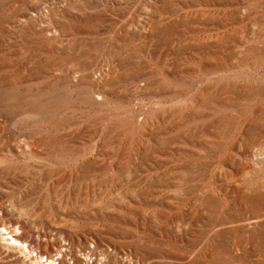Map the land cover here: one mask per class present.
<instances>
[{"label": "rangeland", "instance_id": "rangeland-1", "mask_svg": "<svg viewBox=\"0 0 264 264\" xmlns=\"http://www.w3.org/2000/svg\"><path fill=\"white\" fill-rule=\"evenodd\" d=\"M3 225L60 264H264V0H0L7 264Z\"/></svg>", "mask_w": 264, "mask_h": 264}, {"label": "bare ground", "instance_id": "bare-ground-1", "mask_svg": "<svg viewBox=\"0 0 264 264\" xmlns=\"http://www.w3.org/2000/svg\"><path fill=\"white\" fill-rule=\"evenodd\" d=\"M2 227L5 230V233L1 234L2 239H8L9 243L12 245V252L17 254V258L7 264H16L15 260H19V256L22 255L27 260L26 264H60L62 258H64L65 255L69 252L68 248H64L61 246L51 257L45 256V254L41 255L39 251H33L32 247H30L28 243L24 242V240L21 238V232L18 230V228H13L12 225L8 226L7 228H5L4 225ZM33 253L35 255H33Z\"/></svg>", "mask_w": 264, "mask_h": 264}]
</instances>
